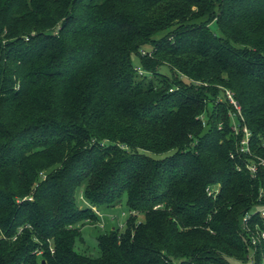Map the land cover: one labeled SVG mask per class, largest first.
Masks as SVG:
<instances>
[{
  "label": "trees",
  "instance_id": "trees-1",
  "mask_svg": "<svg viewBox=\"0 0 264 264\" xmlns=\"http://www.w3.org/2000/svg\"><path fill=\"white\" fill-rule=\"evenodd\" d=\"M258 157L264 0H0V264H264Z\"/></svg>",
  "mask_w": 264,
  "mask_h": 264
},
{
  "label": "rangeland",
  "instance_id": "rangeland-1",
  "mask_svg": "<svg viewBox=\"0 0 264 264\" xmlns=\"http://www.w3.org/2000/svg\"><path fill=\"white\" fill-rule=\"evenodd\" d=\"M215 26V25H213ZM135 60V58H134ZM200 118H204L200 115ZM233 126L238 127V123L233 118ZM234 129V127H233ZM83 202V201H82ZM102 216L104 218L105 226H99L97 224H86L82 227V234L86 240V243H80L77 248L81 251L92 253L94 255H98L99 250L96 246V236L102 232V230H109L111 229L112 225L113 227H118L122 229L127 217L129 216V210L126 206L125 200L123 199L121 202L113 205V206H104L101 208ZM137 216V220H140L143 218L142 214L139 212H135Z\"/></svg>",
  "mask_w": 264,
  "mask_h": 264
},
{
  "label": "built area",
  "instance_id": "built-area-1",
  "mask_svg": "<svg viewBox=\"0 0 264 264\" xmlns=\"http://www.w3.org/2000/svg\"><path fill=\"white\" fill-rule=\"evenodd\" d=\"M225 96L227 98V100L232 103V105L234 106V108L236 109L233 112H229L230 116L232 117V119L234 117H236V115L240 116V107L237 103V101L235 100L232 92L229 89H225ZM234 127V131L238 132L239 127L237 126H233ZM242 131V136L239 140V151L243 152V153H250V148H249V130L248 128L243 125L241 128ZM247 169L250 171V173L254 176L257 172L258 166L259 165H263L264 166V158L258 157V158H253L251 161H248L245 163ZM206 191L208 194H212L213 196L216 194L217 189H214L211 186H207L206 187ZM95 209V208H94ZM96 212H98L95 209ZM258 213L259 215L262 217L263 221H264V205L260 206L258 209ZM98 214H100L98 212ZM101 215V214H100ZM249 217V214L246 213L243 216V221L245 222L247 220V218ZM100 226L104 227V221L101 220V222L99 223ZM250 239H251V243L253 245H255L257 242H259L261 239H264V228L258 229L256 233H251L250 235Z\"/></svg>",
  "mask_w": 264,
  "mask_h": 264
},
{
  "label": "crops",
  "instance_id": "crops-1",
  "mask_svg": "<svg viewBox=\"0 0 264 264\" xmlns=\"http://www.w3.org/2000/svg\"><path fill=\"white\" fill-rule=\"evenodd\" d=\"M111 227H113V225Z\"/></svg>",
  "mask_w": 264,
  "mask_h": 264
}]
</instances>
